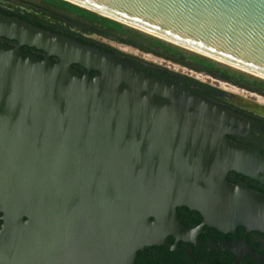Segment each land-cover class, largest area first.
I'll list each match as a JSON object with an SVG mask.
<instances>
[{"label": "water", "instance_id": "95a60500", "mask_svg": "<svg viewBox=\"0 0 264 264\" xmlns=\"http://www.w3.org/2000/svg\"><path fill=\"white\" fill-rule=\"evenodd\" d=\"M67 1L264 80V0ZM0 37V264H133L173 232H264V195L225 179L264 162L227 135V108L16 14Z\"/></svg>", "mask_w": 264, "mask_h": 264}, {"label": "flooded vegetation", "instance_id": "af4514ba", "mask_svg": "<svg viewBox=\"0 0 264 264\" xmlns=\"http://www.w3.org/2000/svg\"><path fill=\"white\" fill-rule=\"evenodd\" d=\"M22 2L28 5H22ZM0 10L111 52L142 72L227 108L232 113L224 122L227 135L255 148L264 157V83L260 84L254 77L168 45L123 23L102 20L111 19L106 16L60 8L40 0H0ZM0 41L14 43L10 38L0 37ZM20 47L38 57L44 55L42 50ZM49 58L57 61L56 56L49 55ZM70 64L79 72L86 71L80 64ZM87 71L90 75L97 73L93 69ZM248 172L250 175L246 176L228 170L225 179L232 183L244 181L264 195V162ZM176 218L180 224L189 227L196 226L201 220L196 211L183 205L176 207ZM164 242L144 245L136 251L133 264H264L250 255L253 252L264 257V232L240 224L222 230L203 225L200 231L190 234L173 232L164 237Z\"/></svg>", "mask_w": 264, "mask_h": 264}, {"label": "trees", "instance_id": "16d2710c", "mask_svg": "<svg viewBox=\"0 0 264 264\" xmlns=\"http://www.w3.org/2000/svg\"><path fill=\"white\" fill-rule=\"evenodd\" d=\"M41 2H44V4H51L52 6H57V7H64L65 9H72V8H75L76 10H80V11H83V12H86V13H89V14H92V15H98V14H96V13H94V12H92V11H89V10H87V9H84V8H82V7H79V6H77V5H75L74 3H72V2H69V1H67V0H40ZM2 13H5V14H7L8 13V11L7 12H5V11H2V10H0ZM26 20V19H25ZM102 20H108V21H111V22H113V23H119V24H122L121 22H119V21H114V20H112V19H102ZM154 38V37H153ZM166 44H168V43H166ZM170 45H172L171 43H169ZM168 44V45H169ZM174 46V45H173ZM175 47H177V46H175ZM181 49V48H180ZM193 54V53H192ZM195 56H199V55H196V54H194ZM199 57H201V56H199ZM203 58V57H202ZM204 59H206V58H204ZM255 79H257V80H259V82H260V84H262V83H264V80H262V79H258L257 77H254Z\"/></svg>", "mask_w": 264, "mask_h": 264}, {"label": "rangeland", "instance_id": "374dc122", "mask_svg": "<svg viewBox=\"0 0 264 264\" xmlns=\"http://www.w3.org/2000/svg\"><path fill=\"white\" fill-rule=\"evenodd\" d=\"M124 24V23H123ZM126 25V24H125ZM128 26V25H127ZM129 27V26H128ZM129 28H131V29H134V30H136V31H139V30H137V29H135V28H132V27H129ZM139 32H141V33H143V34H145V35H148V36H151V37H154V38H156V39H159V38H157V37H155V36H152V35H149V34H147V33H144V32H142V31H139ZM159 40H162V39H159ZM162 41H164V42H166L165 40H162ZM166 43H168V42H166ZM170 43V42H169ZM168 43V44H169ZM172 44V43H171ZM172 45H174V46H177L178 48H181V49H183V50H185V51H187V52H190V53H193V54H196V55H199V54H197V53H195L194 51L192 52V50H189V49H186V48H183V47H181V46H179V45H175L174 43L172 44ZM199 56H201V57H203V58H206L207 60H210V61H212V62H214V63H217V64H220V65H226V66H228V67H230V68H232V69H235V70H237V71H240V70H238V69H236V68H234V67H231V66H229V65H227V64H222V63H219V62H216V61H214V60H212V59H210V58H207V57H205V56H202V55H199ZM240 72H242V73H244V74H246V75H250V74H248V73H246V72H243V71H240ZM250 76H252V77H255V76H253V75H250ZM258 78V77H257ZM258 79H261V78H258ZM263 80V79H262Z\"/></svg>", "mask_w": 264, "mask_h": 264}, {"label": "bare ground", "instance_id": "6f19581e", "mask_svg": "<svg viewBox=\"0 0 264 264\" xmlns=\"http://www.w3.org/2000/svg\"><path fill=\"white\" fill-rule=\"evenodd\" d=\"M126 23V22H125ZM128 24V23H127ZM129 25V24H128ZM130 26H132V25H130ZM134 27V26H133ZM135 28H137V27H135ZM138 29V28H137ZM141 31H144V32H146V33H149V34H151V35H154V36H156V37H159V38H161V39H164L165 41H167V42H172V43H174V44H177V45H179V46H181V47H183V48H186V49H189V50H192V51H194V52H197V51H195L194 49H192V48H190V47H187V46H184V45H182V44H180V43H178V42H175V41H173V40H168V39H166V38H163V37H161V36H158V35H155V34H153V33H150V32H147V31H145V30H142V29H140ZM198 53H200V52H198ZM200 54H202V53H200ZM202 55H205V56H207L206 54H202ZM209 58H212V57H210L209 56ZM212 59H214V60H216V61H218V62H220V63H225L224 61L222 62V61H220V60H218V59H215V58H212ZM229 65V64H228ZM232 67H235L236 69H240L241 71H245V72H247V73H250V72H248V71H246V70H244V69H241V68H239V67H236V66H234V65H231ZM253 74V73H252ZM253 75H255V74H253Z\"/></svg>", "mask_w": 264, "mask_h": 264}]
</instances>
